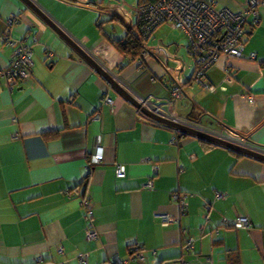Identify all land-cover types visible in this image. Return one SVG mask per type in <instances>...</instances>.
<instances>
[{
  "label": "crops",
  "instance_id": "1",
  "mask_svg": "<svg viewBox=\"0 0 264 264\" xmlns=\"http://www.w3.org/2000/svg\"><path fill=\"white\" fill-rule=\"evenodd\" d=\"M31 1L127 92L171 100L170 85L180 84L185 96L172 116L264 151V6L243 56L208 70V90L193 82L189 40L169 23L140 57L117 52L109 38L137 30L140 0ZM209 1L240 12L252 0ZM5 36L32 48L33 68L28 81L0 84V264H81L82 254L86 264L114 255L128 264H197L196 256L199 264H264V161L140 114L23 0H0V71L15 57ZM100 150L102 162L92 164ZM175 195L187 196L185 210ZM86 200L97 241L87 239ZM238 217L251 226L234 228ZM183 231L195 240L191 254ZM138 251L144 263L132 260Z\"/></svg>",
  "mask_w": 264,
  "mask_h": 264
},
{
  "label": "built area",
  "instance_id": "2",
  "mask_svg": "<svg viewBox=\"0 0 264 264\" xmlns=\"http://www.w3.org/2000/svg\"><path fill=\"white\" fill-rule=\"evenodd\" d=\"M258 6H264V0H252L240 12L218 8L213 1L209 0H149L138 7L137 29L146 40L152 36L158 26L164 23H169L174 29L184 33L189 40V50L195 60L193 81L203 88L215 90V87L209 85L205 79L207 71L222 57L241 58L243 56L248 27H255L260 23ZM3 42L10 44L15 49V57L10 68L0 71V84L4 80L13 87L18 83L30 80L33 68L32 48L25 45L19 46L8 36L3 37ZM251 59L257 60V55L252 54ZM170 92L171 100H161L152 96L144 97L131 92L130 94L140 105L138 108L140 114H143L142 109H146L164 119L188 125L186 121L177 119L170 114L176 102L185 96L184 88L180 84L170 85ZM103 100L112 106L113 101L110 98L106 97ZM102 160L101 150L91 157L92 164L101 163ZM117 175L119 177L125 175L123 167L118 168ZM147 186L151 187L152 181H149ZM186 197V195H175V199L181 202L183 210L187 208ZM84 204L87 210L85 213L87 239L97 240L98 233L92 223L94 219L93 205L89 200H86ZM173 221L174 219L169 215L163 217L165 226ZM232 226L236 229L249 228L251 221L247 217H238ZM213 233L217 237L223 236L224 230L218 228ZM184 234L188 235L186 231ZM194 243V238L189 236L185 243L187 252L194 249ZM60 253H62V249H60ZM136 258L141 262L146 260L141 252L137 254ZM112 259L115 264L124 263L119 255H114ZM181 264L190 263L182 260Z\"/></svg>",
  "mask_w": 264,
  "mask_h": 264
},
{
  "label": "water",
  "instance_id": "3",
  "mask_svg": "<svg viewBox=\"0 0 264 264\" xmlns=\"http://www.w3.org/2000/svg\"><path fill=\"white\" fill-rule=\"evenodd\" d=\"M33 11H35L42 20L47 23L53 31L59 36V38L64 41V43L71 49L77 52L89 65H91L111 86L114 90L119 92L123 97H125L130 103H132L135 107L139 108L140 105L137 103V101L132 97V95L126 91V89L120 85L118 80L116 79L115 75L106 69L103 65H101L93 56H91L87 51H85L79 43H77L70 35L65 33L61 27L57 23H55L50 17L45 15L41 9L35 5L31 0H23ZM142 112L144 115L150 117L153 120H156L164 125H167L169 127H173L179 131H183L188 133L191 136L198 137L200 139H203L207 142L221 145L223 147H227L228 149L237 151L239 153L245 154L247 156H251L253 158H256L260 161H264V152L260 151L259 149L253 148L249 145H246L245 143H242L240 141H235L232 139H228L225 137H220L217 135H214L210 133L209 131H206L198 126L197 122L191 124V122L188 123V125L182 124V123H176L168 119H164L162 117H159L152 112L142 109ZM189 118V117H188ZM190 119V118H189ZM194 122V121H193Z\"/></svg>",
  "mask_w": 264,
  "mask_h": 264
},
{
  "label": "trees",
  "instance_id": "4",
  "mask_svg": "<svg viewBox=\"0 0 264 264\" xmlns=\"http://www.w3.org/2000/svg\"><path fill=\"white\" fill-rule=\"evenodd\" d=\"M146 2H148L149 0H145ZM145 1L143 0H140L139 1V6L142 5L143 3H145ZM150 1H154V0H150ZM137 26V24H136ZM138 28V27H137ZM254 28V27H253ZM110 39V42L111 44L114 46V48L117 50V52H119L121 55L123 56H126V57H131V58H138L142 55L143 53V50H144V42L146 41L145 38H143V36L141 35V33H139V30L137 29L136 31H129L127 33V35L123 38V39H120V40H114V39ZM223 58V57H222ZM227 58V57H226ZM221 59V58H220ZM220 61V60H219ZM208 72V71H207ZM206 76H207V73H206ZM206 79V78H205ZM192 80H193V77H192ZM194 82V81H193ZM179 135L180 136H191L189 135L188 133L186 132H183V131H178ZM202 141H204L205 143L207 144H210V145H213V143H210V142H207L203 139H201ZM233 152H235L236 154L238 155H243L237 151H234L232 150ZM93 225H94V219L92 221ZM94 229H95V225H94ZM96 230V229H95ZM97 231V230H96ZM215 231V230H214ZM213 231V232H214ZM184 232V231H183ZM98 233V232H97ZM214 234V233H213ZM191 236L190 234L188 235H185L183 234V237H184V244H183V250L185 251V253L187 254H191L193 252H195V243H194V249L192 251H189L187 252V250L185 249V243H186V240L187 238ZM214 236V235H213ZM215 238H221L223 236H214ZM98 238H99V234H98ZM98 240V239H97ZM97 240H92V241H97ZM91 241V240H89ZM61 249V248H60ZM60 249H59V253H60ZM132 251H134V247H132ZM141 251H138L137 253H134V256L132 257V260L136 261V262H141L139 260H137L136 256L137 254H139ZM113 257V256H112ZM112 257H110L109 261H108V264H115V262L113 261ZM146 258V257H145ZM87 259H88V256L87 254H82L79 256V262L81 264H86L87 263ZM122 259V258H121ZM197 259V260H196ZM147 260V258H146ZM124 263L123 264H128V261L127 260H124ZM197 264H199L202 259L199 257V256H196L195 257V260H194ZM39 263H42V261H37ZM182 262V261H181ZM141 263H144V262H141Z\"/></svg>",
  "mask_w": 264,
  "mask_h": 264
}]
</instances>
